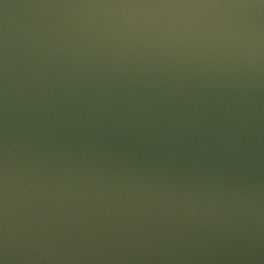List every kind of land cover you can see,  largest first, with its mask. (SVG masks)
Returning <instances> with one entry per match:
<instances>
[{
	"label": "water",
	"instance_id": "obj_1",
	"mask_svg": "<svg viewBox=\"0 0 264 264\" xmlns=\"http://www.w3.org/2000/svg\"><path fill=\"white\" fill-rule=\"evenodd\" d=\"M0 264H264V0H0Z\"/></svg>",
	"mask_w": 264,
	"mask_h": 264
}]
</instances>
